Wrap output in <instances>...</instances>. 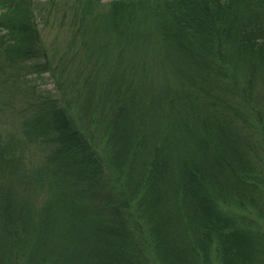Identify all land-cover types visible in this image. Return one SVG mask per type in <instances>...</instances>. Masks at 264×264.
<instances>
[{"label":"trees","instance_id":"1","mask_svg":"<svg viewBox=\"0 0 264 264\" xmlns=\"http://www.w3.org/2000/svg\"><path fill=\"white\" fill-rule=\"evenodd\" d=\"M0 264H264V0H0Z\"/></svg>","mask_w":264,"mask_h":264},{"label":"rangeland","instance_id":"2","mask_svg":"<svg viewBox=\"0 0 264 264\" xmlns=\"http://www.w3.org/2000/svg\"><path fill=\"white\" fill-rule=\"evenodd\" d=\"M111 0H103V3H108ZM54 18H50L49 22H47V25H44L41 29L43 39L46 45V48L48 49L49 53L52 56L53 62H58L62 57H64L65 51L69 44V28L68 26H60V23H55ZM33 79H36V83L39 90L43 91H50L53 94H58V88L57 87V79L51 78L48 74L44 76V78L40 77L37 78V76H34ZM18 105L13 104L11 108H21L20 106L24 105L21 101H17ZM6 111L5 118L7 120H12L13 125L10 127V129H14V125L18 123V118L16 115V112L14 110ZM17 111V110H16Z\"/></svg>","mask_w":264,"mask_h":264}]
</instances>
